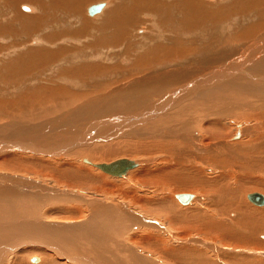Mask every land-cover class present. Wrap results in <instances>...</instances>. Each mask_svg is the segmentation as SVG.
<instances>
[{"label":"rangeland","instance_id":"374dc122","mask_svg":"<svg viewBox=\"0 0 264 264\" xmlns=\"http://www.w3.org/2000/svg\"><path fill=\"white\" fill-rule=\"evenodd\" d=\"M31 1L36 2L37 0ZM106 1L107 0H98L94 2L92 0H87V2L89 3H86L85 0H38V3L36 2L35 5L30 1L21 4L19 0H0V48H3L2 50H0V141L10 140L11 143L22 142L19 140H26L27 138L23 139V136L19 135L31 134L33 131H36L34 129L47 133H50V131L52 133L53 131L55 132L58 130H63V137L71 138L70 135L74 133L76 134L77 132L79 133V131L81 135H84L87 130H89L90 132L93 130L92 128H95L94 126L97 127V125L99 124L98 126L101 127L94 129L96 130V132L94 131L92 139H88L89 142L83 140L84 142H82L80 146L70 149L72 152H70V150L67 151L73 154V160H78L80 162V156V159L89 158V160H94V162L97 164H106L108 162L112 163L127 158L129 160H136L139 163L142 162V164L140 163V166L130 171L124 178V180L123 178L116 179L112 176L109 177V175L107 177V174L105 175L106 177L103 178V176H101L103 172L100 173L99 170L98 172L97 169L93 167H87L90 170V173L92 172V174L90 175V173L88 172L87 174H89L90 176H87L86 174L85 175L89 179L92 176V178L90 179L92 183L86 186H91L90 188L92 189L86 190L85 188H77L78 191L76 188L74 190L70 189L72 188L70 186H63V188L54 187L53 184L49 185L48 183L46 184L45 181L43 182L42 178H35L31 174L27 175L23 172L21 173V175L15 176L14 180L12 181V179H9L10 176L5 177V175L2 174L10 173V170H1L2 168H0V174H2L0 176V180L2 179V182H0V214L3 212V214L14 215L15 218H18V220L21 219L19 222L18 220L14 222V227L13 224H10V226H8L9 224H0V249L8 250L11 247L13 248L15 245V247L26 250L28 249V247H37L38 244V247H42V244H44V246H46L48 250L51 247L53 248V250H57L59 249L62 242V246L65 243L67 244L68 242H70L68 244L72 248L69 249V245L67 244V249L71 251L72 249L73 251L80 250V242H78L79 240L77 241V238H79V233L77 235L76 230V232L64 231V229L59 228L58 232V228H56L55 230V227L49 226L51 227L49 228L47 225H45L46 223L53 221L51 217L48 218V220H43V218L37 216L38 214L36 213H39V207L41 208L43 204V206L49 205L46 207H42L43 211L51 208L53 209V212L56 211V213L59 212L58 209H56L59 207L62 209V211H66L65 209L68 207H76L79 209L81 208V210L86 209L88 207V204L89 206L91 205L90 203H93L95 205L96 202L97 204V199H95L94 197L98 199H105L104 196H108V188L105 184H108L110 182L109 184L111 186L116 183L115 185H117V189L114 188L115 190H113V192L111 191L112 193L110 192V195L107 198L110 199L112 196V198L120 200L122 204H124L125 202V207L131 209L133 213L135 212L134 214H138V216L146 219L147 222H145V225H142L143 228L141 230L145 229L144 231L148 230L153 233L155 232L157 234H160L163 237H168V239L172 241L171 243H174L177 246L186 244L183 243V241H190L191 243H188V245L193 244L192 246H196V244H199L198 242L200 241L207 243L209 241V246L206 245L207 247H202L203 249L208 250V253L211 252L215 257L219 256V254L224 253V255H226V258L230 254H236L235 256H237L236 258H238L239 260L246 257L247 259L249 258L252 261H264V249H257L255 251L256 253L253 252L254 249L250 250L247 248H241L244 249L243 253H241V250L227 248L224 249L223 246L217 244L218 242L214 241L213 239H208L207 237L206 239H204L202 238V236L194 232L187 231L185 234H181V230L175 228L177 224L175 225L174 230H172L169 226V223L171 224L173 223V221L168 218V215L164 216L159 212H153V210H150L147 206H144V211H147V213H141L138 209L139 205L142 206V204L148 203L149 201L156 199L158 196L163 197L167 195L173 198V195L176 196L178 194L188 193L194 194V197H196V194H198L197 196L204 195L205 199L203 198V201L200 200V202H198L197 204L199 206L202 205L203 207L215 202L214 204L217 208L215 209L214 206L213 209L218 212V210L220 208H224L225 205L224 203L220 204V202H218L217 198L215 197V194L208 188H189V186H187L189 190L186 189L184 190V192H181L178 188V182L172 179V174L169 177L161 180H151L153 179V177H147L145 182L147 184H150L151 186L149 188H145L146 186L142 188L133 186V192H128V190L132 189L126 187V183H124V181L129 183L128 181L130 180L131 176L133 177L134 175L138 174L143 170L142 168L154 169L158 166L162 169L168 162L172 160L173 162H175L176 159L172 158L175 156L182 160L181 164L186 165L182 166V173L184 175L187 174L191 167H196L195 162L203 164L205 168H201L199 166H197V168L199 167L203 169V171L205 172V176L203 179H201V176L200 179L199 177L198 179H196L202 180V183L207 184L209 182L215 181L219 177L220 173L227 175L228 173L232 172L226 169L228 168L226 167L228 163L233 162L231 156L243 155V152H241V154L238 149L234 151L231 149L232 151L230 150L231 152L229 156L223 148L224 144L227 145V148H229L231 144L233 146H238L244 141H253L257 138L260 140L263 138L262 140L264 141V0H115L112 1L108 7L104 8V10L100 14L96 15L99 16L98 18L96 17L94 19L93 15H90V13L88 14V8L94 5H99L103 2L106 3ZM79 5H82V7ZM24 8H28L29 11L28 9L27 11H24ZM23 15H29L32 18L25 19V16ZM248 33L251 36L249 35L248 37ZM141 35L143 38L141 37ZM253 41H255V43ZM250 44H252L253 46ZM257 44L260 45L258 46ZM33 47L38 50L50 49L49 52L55 53V56L53 58H50V62H45L46 64L42 63L40 64V66L38 63H19L23 65L22 72L23 70H25V77H22V80L21 77L20 79L15 78L17 81H13L12 78H8L10 75V67H13V65H15L17 61H19L18 59L22 56V53L26 52L27 49H31ZM183 47L186 51L188 50L187 52H190L193 49L191 51L192 54H186V58H184V60L182 61L181 59L176 60V56L174 55H176L177 53L180 54L181 52L182 54H185L184 52L186 51H182ZM174 49L175 51H173ZM254 50H256L258 54ZM205 51L208 52L206 53ZM248 51H251V54H249ZM61 54L62 56H60ZM195 54H197V56ZM252 54L254 55L251 56ZM171 56L172 58H174V60L171 58ZM241 56L244 61L242 60ZM169 58H171L172 61H170L171 59ZM236 58L239 59L238 62L240 68L237 63L235 64L237 65V67L231 65L230 63L233 62V60H235ZM164 60H166V63ZM257 60L258 62H260L259 64ZM170 62L172 63L170 64ZM247 62H249L250 66L251 64H253V66L248 68L249 65ZM167 63L169 67L172 68L175 65L178 66L175 67V72H173V79L170 74L166 75L163 74V71H161V65L165 64L164 66H167ZM221 64L223 66L224 64H226V67L224 68H227L229 65L233 66V68L231 67L232 70L230 69L227 71L222 68L223 66ZM33 65L38 68H34ZM197 65H199L200 67H196ZM25 66L28 68H26ZM157 67L159 68L157 69ZM189 67L191 70L184 72L185 68L189 69ZM213 67H219L218 71L220 72L221 70L223 72H218L219 75L214 74L213 71L216 72V70H214L216 68ZM29 68H32L31 71ZM205 69H207V71ZM199 70L203 71V73H201ZM210 70H212V72ZM193 71H195L196 73H194L196 75L198 74L197 76H199V78H197V76L194 77L196 80L200 79V76H203L205 73L208 75L210 71L211 73L209 74V78H217L218 80V87L215 86L216 88L214 87L213 90V92L215 93H211V90H207L208 92H206L205 95L204 93L198 95V98L200 97L201 101L198 100V98L195 99L190 97H183L181 99L176 98V101L174 102L176 103V105L173 104L174 107L172 110L167 111L166 113H162L161 115H157L155 119L149 120L150 122L147 121L144 123H136L133 119H124V117L134 118L138 115H143L142 117L144 118L146 115H148V113L153 112L155 108L159 107V104H165L164 101H168L164 98L166 97L165 94L171 92V90L174 88V85H190L189 83H191L192 81H196L194 80V78L191 82L185 81L186 78L188 79V75H190V73ZM246 71L249 72L250 76H247L248 72ZM27 72H29V74ZM230 72H240V74H231ZM241 72L244 73V75L241 74ZM205 75L204 77L207 76ZM221 77L224 78L221 79ZM229 77L233 79H229ZM143 80H150V82H148L150 83V86L154 89V91L150 92L149 90L151 89H147L148 86L141 84ZM251 81L253 82L252 84ZM18 84L23 85L19 87L20 85ZM13 86L19 88L15 89L14 91L9 90L10 88L12 89ZM145 90L152 95L146 94ZM32 95L33 104L24 102L25 100H28V97ZM13 101H15L14 103L16 104L19 101V104H17L13 108L16 112L8 114V112H6V109L8 108L7 106H10L11 102ZM185 104L187 105L185 106ZM60 109L61 111L59 113ZM41 111L42 113L44 111L42 116L47 119H45L46 121H39V118L37 119L36 116L38 115V112L40 114ZM137 111L141 112L138 113ZM46 112L49 114H47ZM53 114H58L57 117L63 119L64 122L62 124L53 122V120L57 118L52 116ZM160 116L164 117L162 119V123H159V125H154V123L152 122L160 119ZM201 118L203 119L202 122ZM117 119H120L122 123H128L126 124V126L128 125V127H130V131L129 128H126V130L123 131L124 134H118V131L116 133L114 132L113 134L110 133L113 128L115 129L116 123L114 120ZM34 120H37V122ZM108 122L111 124L110 126L107 125L109 124ZM200 122L202 123L201 125ZM152 125H154V127H152ZM200 126H203L205 134L199 131ZM195 130H197L200 138H195L196 141H189L187 139V135L193 133ZM239 130H242L244 134L240 139L238 138V140H235L234 138L238 135L237 132ZM164 131L165 133H169L168 136L170 137L166 136V134L165 136L159 135ZM151 132L154 133L152 134ZM121 135L124 137H122ZM10 136L12 137L10 138ZM97 136H101V139H98V141L95 140ZM260 142L257 144H261ZM218 146L220 147V149H218ZM182 148L185 150H183ZM106 151L108 152V154ZM236 151L238 154L236 153ZM76 153L78 154V157H75L77 156ZM231 153L233 154L231 155ZM9 154H17L16 156H18L19 152H17V150H12L8 153L2 152L0 153V157ZM24 154L27 153L19 154L21 159H23L25 156V160L27 159V157L28 159H31V154ZM198 155L200 156V159ZM184 159L186 160L184 161ZM43 160L45 162L46 158H44ZM262 165H264V162H262ZM216 166L218 167L217 169ZM95 173L98 175H96ZM232 173L230 175L233 176ZM195 175L197 176V173L193 172L192 176L195 177ZM237 175L238 173L234 174V176ZM93 176L95 177V179ZM257 176L259 177V179H264V173H262V175H255V178L258 179ZM28 178L32 180L29 181ZM16 179H18V181H16ZM7 180L9 182H7ZM231 182L235 183V181ZM219 183L224 184L222 180H219ZM234 183L233 188L238 186V184ZM4 184L9 187L5 188ZM18 188H20L21 190H19ZM105 189L106 191H104ZM29 190H32L33 192H29ZM36 190H38V192ZM85 190L87 191V193L89 192L88 194H90L86 196L92 198L93 201L88 202L86 199L80 198V193L87 194ZM51 192H54L55 194H51ZM160 192L164 193L159 194ZM34 193H36L37 196L42 195L40 197L41 200H39V202L34 201V203H30V201L33 200L32 197L34 196ZM66 193L70 194L69 196H71L72 193L74 194V197H68L66 196ZM255 193L261 194L262 192L250 190L246 191L242 196L237 195L236 201H239V205L243 208H249L251 213L255 212L257 209L261 210L260 208L264 209V206L256 207V205H253V203L248 200V196ZM92 195L93 197H91ZM261 195H264V193H262ZM29 197L31 200L29 199ZM24 198L27 199V201H25ZM142 201L143 203H140ZM177 201L175 202L177 203ZM177 204L179 205L180 203L178 202ZM100 205L102 204L99 203L98 207L97 205L94 206V209L99 208L97 211L93 210L98 215L101 213ZM179 206L181 207V204ZM209 206H212V204ZM8 208L11 209L10 212L9 210H7ZM222 210L223 209H220L218 213L221 214ZM27 211L35 212L32 213V217L37 216L39 218V220H37L38 218H31V221H34L33 224L37 223L34 224V226L29 223L28 220L25 221L26 223L23 222L24 220H22L24 219L22 218L23 215H28ZM43 211H41L40 214H42ZM15 213L17 214V216ZM150 213L154 214L150 215ZM36 220L39 222H37ZM85 220L87 221L86 224L88 225L90 223H93L94 217L90 216ZM62 221L69 222L66 224H70L73 220ZM6 222L7 221H5V223ZM114 222L117 224L119 221L113 220V223ZM39 224H42V230L40 229L41 227H39ZM129 224L130 228L136 226H134L132 222ZM25 226L29 228L27 229V227ZM44 227L46 228V230L44 229ZM70 228L73 227L71 226ZM83 229L84 231L89 232V227ZM39 230H41V232ZM133 232L134 233L131 235L132 238L130 240L131 246H125L126 248L124 247L125 250L123 253L113 256L115 253L111 248L109 252L104 253L106 255H109L105 256V258L109 257L110 261L112 260V264H124V262L128 260L127 256L134 251H137L138 254H141V251L139 249L141 247V239L139 238L140 232L135 230ZM24 233L27 235V237ZM41 233L42 236H39L41 235ZM241 233L243 232L241 231ZM112 234L109 238L115 241L113 242V245L116 243H121V245H124V243H122L123 238L120 236V233L113 230ZM56 235H59L61 237H58ZM134 235H136V238L134 237ZM23 236L26 237V241L28 243L25 241V238ZM34 236L35 238H31ZM37 236L39 237L38 239L36 238ZM87 236H89V233ZM262 237L263 236L259 238V241H264V237ZM65 238L66 240H63ZM43 240L48 243L46 244ZM56 240L60 244L59 246H57V244H54ZM31 241L32 243H30ZM51 243H53V245ZM117 244L115 245V248L119 247V244ZM82 246L90 251L92 250V248L94 249L96 244L94 245V242L90 241L89 239L87 241H84ZM135 246L139 247L137 248ZM15 247L14 252L16 250ZM111 247L115 249L113 246ZM213 247L216 250L213 249ZM131 248L133 249L131 250ZM23 251H19L18 259L20 260V262H16V264H27V261L29 259L31 262L30 264H35L33 263V259L38 258V256H27V254L22 253ZM248 251L253 253H248ZM257 251H260L262 254L259 255V252L257 254ZM109 253H111V255ZM14 254H18V252H15ZM14 254H6L0 264H13L11 262L12 259L15 258ZM25 257L27 258V261L25 260ZM93 257L95 259V256ZM118 258H120L121 260H119ZM144 258H148V256H145ZM166 258L168 259L169 257ZM153 260L151 259L153 263L160 264L161 260H159V258ZM168 261H171V259L169 258ZM41 263L43 264V262L39 261V263L36 264ZM68 264L74 263L68 262ZM127 264H133V262L128 261Z\"/></svg>","mask_w":264,"mask_h":264},{"label":"bare ground","instance_id":"6f19581e","mask_svg":"<svg viewBox=\"0 0 264 264\" xmlns=\"http://www.w3.org/2000/svg\"><path fill=\"white\" fill-rule=\"evenodd\" d=\"M27 1H30L32 2L31 0H19V2L22 4V3H26ZM35 1V0H33ZM38 1V0H37ZM36 1V2H37ZM60 1V0H59ZM86 3H89L87 2V0H85ZM90 1V0H89ZM94 2L98 1V0H92ZM112 1H115V0H107L106 3H101L99 5H103L101 10L98 11L95 15H93L94 19L99 16H96L98 14H100L104 8L108 7ZM18 2V3H19ZM36 2H32L33 4L36 5ZM38 3V2H37ZM80 3V2H79ZM83 3V2H82ZM92 3V2H90ZM41 4V3H40ZM20 5V4H18ZM85 5V4H83ZM82 7V5H79ZM94 6H97V5H94ZM94 6H91V7H94ZM90 7V8H91ZM87 9V12L89 14V9ZM28 9V8H27ZM26 8H24L23 10L24 11H27ZM162 10V9H161ZM29 11V9H28ZM149 14V13H148ZM151 14V13H150ZM25 16L24 18L28 19V18H32L31 16L29 15H23ZM89 16V15H88ZM133 16V15H132ZM134 18V17H133ZM109 22V21H108ZM240 26V25H239ZM86 28V27H85ZM263 29V28H262ZM264 30V29H263ZM257 32V31H256ZM262 32V31H261ZM258 33V32H257ZM264 33V32H263ZM117 35V34H116ZM129 35V34H128ZM159 35V34H158ZM249 33H248V37H249ZM251 36V35H250ZM142 37V35H141ZM245 37V36H244ZM143 38V37H142ZM264 38V37H263ZM103 40V39H102ZM131 41V40H130ZM129 41V42H130ZM262 41V40H261ZM260 41V42H261ZM255 43V41H253ZM259 42V43H260ZM78 43V42H77ZM188 43V42H187ZM252 43V42H251ZM258 43V42H257ZM34 44V43H33ZM253 44V43H252ZM250 44V45H252ZM264 44V42H263ZM258 45V44H257ZM260 45V44H259ZM258 45V46H259ZM161 46V45H160ZM211 46V45H210ZM253 46V45H252ZM256 46V45H255ZM254 46V47H255ZM185 47V46H184ZM183 47L182 51L185 50ZM264 47V46H263ZM162 48V47H161ZM181 48V47H180ZM187 48V46H186ZM234 48V47H233ZM253 48V47H252ZM257 48V47H256ZM3 48H0V50H2ZM17 49V48H16ZM258 49V48H257ZM50 50V49H49ZM49 50L47 49H43V50H38V49H35L34 47L31 48V49H27L26 52L22 53V56L18 59L19 61H17V63L15 65H13V67L11 66L10 67V70H9V77L8 78H12V80H16L15 78L17 79H20L21 77V80H22V77H25L24 75V72L25 70H23L22 72V64H24V62H31V63H38L39 66L40 64L42 63H45V62H50V58H53L55 56V53H50ZM61 50V49H60ZM161 50V49H160ZM171 50V49H169ZM193 50V49H192ZM191 50V51H192ZM250 50V49H249ZM264 50V49H263ZM164 51V50H163ZM175 51V49L173 50ZM186 51V50H185ZM188 51V50H187ZM184 52L185 54H182L181 50H180V54H176L174 56H176V60H179L181 59L184 60V58H186V54H189L191 53L190 52ZM256 53L257 51L254 50ZM52 52V51H51ZM161 52V51H160ZM199 52V51H198ZM206 53L208 51H205ZM3 53V52H2ZM159 53V51H158ZM165 53V52H164ZM174 53V52H173ZM203 53V52H202ZM249 54H251V51H248ZM254 53V52H253ZM66 54V53H65ZM93 54V53H92ZM103 54V53H102ZM108 54V53H107ZM192 54V53H191ZM198 54V53H197ZM197 54H195L197 56ZM258 54V53H257ZM256 54V55H257ZM260 54V52H259ZM76 55V54H75ZM101 55V54H100ZM194 55V56H195ZM199 55V54H198ZM254 54H252L251 56H253ZM264 55V53H263ZM62 56V54L60 55ZM195 56V57H196ZM200 56V55H199ZM246 56V55H245ZM258 56V55H257ZM262 56V55H261ZM6 57V56H5ZM193 57V56H192ZM223 57V56H222ZM244 57V55H243ZM75 58V57H74ZM116 58V57H115ZM172 58V56H171ZM169 58V59H171ZM197 58V57H196ZM242 58V56H241ZM250 58V57H249ZM168 59V60H169ZM174 60V58H172ZM172 59L170 61H172ZM190 59V57H189ZM188 59V60H189ZM248 59V57H247ZM251 59V58H250ZM259 59V58H258ZM57 60V59H56ZM64 60V59H63ZM243 60V58H242ZM246 60V59H245ZM261 60V59H260ZM61 61V60H60ZM59 61V62H60ZM75 61V60H74ZM165 63H166V60H164ZM239 59H235L233 60V62H230L231 65H234L237 67V65H235L236 63L239 65ZM244 61V60H243ZM248 61V60H247ZM250 61V60H249ZM253 61V60H252ZM251 61V62H252ZM256 61V60H255ZM70 62V61H69ZM168 62V61H167ZM250 62V64H251ZM254 62V61H253ZM258 62V60H257ZM256 62V63H257ZM19 63H22V64H19ZM63 63V62H62ZM172 62H170L171 64ZM185 63V62H184ZM212 63V62H211ZM241 63V62H240ZM243 63V62H242ZM248 65H249V62H247ZM260 62H258L259 64ZM36 64V65H38ZM46 64V63H45ZM156 64V63H155ZM30 65V64H29ZM35 65V64H34ZM33 65V66H34ZM160 65V64H159ZM165 65V64H164ZM164 65H161L162 67V70L163 71V74H170L172 79L174 78V73L175 72V67H178L177 65H173L174 67H169L168 63H167V66H164ZM188 65V64H187ZM222 65V64H221ZM226 64H224V67ZM228 65V64H227ZM247 65V64H246ZM247 65V66H248ZM261 65H262V62H261ZM9 66V65H8ZM15 66V67H14ZM32 66V67H33ZM57 66V65H56ZM194 66V65H193ZM218 66V65H217ZM230 66V65H229ZM227 67V68H224V70H232L233 66H230V67ZM253 64H251V66L249 65V67H252ZM26 67V66H25ZM42 67V65H41ZM155 67V66H154ZM184 67V66H183ZM196 67H200L199 65H197ZM195 67V68H196ZM220 67V66H219ZM219 67H213V68H216L213 71L214 74H217L219 75L220 72H223L220 70V72L218 71V68ZM232 67V68H231ZM246 67V66H244ZM24 68V67H23ZM28 68V67H26ZM34 68H38V67H35ZM159 67H157L158 69ZM207 68V67H206ZM211 68V67H210ZM239 68H240V65H239ZM254 68V67H253ZM9 69V68H8ZM30 71L32 68H29ZM150 69V68H149ZM149 69H145V70H149ZM243 69V68H242ZM257 69V68H256ZM35 70V69H33ZM32 70V71H33ZM190 67L189 69L188 68H185L184 72H187V71H190ZM194 70V69H193ZM207 71V69H205ZM223 70V69H222ZM235 70V69H234ZM27 71V70H26ZM29 71V72H30ZM200 71V70H199ZM204 71V72H206ZM212 72V70H210ZM209 71V74L211 73ZM29 72H27L29 74ZM195 71L191 72L190 75H188V79L186 78L185 81H192L194 77H196L197 75L194 73ZM201 73H203V71H200ZM198 72V73H200ZM219 72V73H218ZM248 72V71H246ZM251 72V71H250ZM231 73V72H230ZM232 73H235V72H232ZM231 73V74H232ZM237 73V72H236ZM235 73V74H236ZM70 74V73H69ZM206 74V73H205ZM204 74V75H205ZM209 74L204 77L203 76H200V79L196 80L194 78V80L196 81H192L191 83H189L190 85H178V86H175L174 85V88L171 90V92L165 94L166 97H164L165 99H167L168 101H164L165 104H159V107L155 108V110L151 113H148V115H146L144 118L142 117L143 115L141 116H135L134 118L132 117H124V119H133L136 123H144V122H147L149 120H152V119H155V117L157 115H161L162 113H166L167 111H170L173 109L174 105H176V103H174L176 101V98H183V97H190V98H195L197 99L198 98V95H201L202 93H205L210 91L211 93L213 92L214 90V87H218V80L217 78H209ZM225 74V73H224ZM237 74H240V72H238ZM241 74L244 75V73L241 72ZM246 74V73H245ZM252 74V73H251ZM258 74V73H257ZM41 75V74H40ZM76 75V74H75ZM202 75V74H201ZM222 75V74H221ZM228 75V74H226ZM247 76H250L249 72H248V75ZM251 76H254V75H251ZM107 77V76H106ZM233 77V76H231ZM229 77V79H233ZM259 77V76H258ZM136 78V77H135ZM197 78H199V76H197ZM224 78V77H221V79ZM246 78V77H245ZM252 78V77H250ZM257 78V77H256ZM98 79V78H97ZM176 79V78H175ZM240 79V78H239ZM261 79V77H260ZM17 81V80H16ZM30 81V80H28ZM27 81V82H28ZM150 82V80H148ZM147 80H143L141 82V84H144L146 86H148L147 89H151L149 90L150 92L154 91V89L150 86V83L148 82ZM180 81V80H179ZM224 81V80H223ZM24 82V81H23ZM36 82V81H35ZM175 82V81H174ZM241 82V81H240ZM20 83V82H19ZM185 83V82H184ZM253 82L251 81V84ZM17 84V83H16ZM25 84V83H23ZM22 84V85H23ZM27 84V83H26ZM30 84V83H29ZM28 84V86H29ZM249 84V83H248ZM8 85V84H7ZM20 85V84H18ZM22 85H20L19 87H21ZM250 85V84H249ZM17 86V85H16ZM27 86V88H28ZM46 86V85H45ZM130 86V85H129ZM159 86V85H158ZM19 87H15L13 86L12 89L10 88L9 90L11 91H14L15 89H18ZM215 87V88H216ZM211 88V89H210ZM21 89V88H20ZM74 89V88H73ZM262 89V88H261ZM22 90V89H21ZM138 90V89H137ZM208 90V91H207ZM216 90V89H215ZM254 90V89H253ZM4 91V90H3ZM8 91V90H7ZM10 91V92H11ZM18 91V90H17ZM30 91V90H29ZM71 91V90H70ZM139 91V90H138ZM158 91V90H157ZM156 91V92H157ZM160 91V90H159ZM220 91V89H219ZM113 92V91H112ZM260 92V91H259ZM25 93V92H24ZM27 93V92H26ZM37 93V92H36ZM145 93L146 94H150L152 95L151 93H149L148 91L145 90ZM215 93V92H213ZM28 94V93H27ZM162 94V93H161ZM29 95V94H28ZM36 95V94H35ZM145 95V94H144ZM117 96V95H116ZM146 96V95H145ZM203 96V95H202ZM26 97V96H25ZM121 97V96H120ZM73 98V97H72ZM163 98V99H164ZM74 99V98H73ZM33 95L28 97V100H25L24 102H29L31 104H33ZM198 100L201 101V98L199 97ZM161 101V100H160ZM179 101V100H178ZM256 101V100H255ZM15 101L11 102V105L10 106H7L8 108L6 109V112H8V114H11L12 112H16L13 108L14 106H16L17 104H19V101L16 103H14ZM35 102V100H34ZM195 102V101H194ZM258 102V101H257ZM264 102V100H263ZM197 103V102H196ZM232 103V102H231ZM36 104V103H35ZM34 104V106H35ZM174 104V105H173ZM203 104V103H202ZM9 105V104H8ZM187 104H185L186 106ZM262 105V104H261ZM29 106V105H28ZM33 106V107H34ZM74 106V105H73ZM126 107V106H125ZM264 107V106H263ZM213 108V107H212ZM46 109V108H45ZM208 109V108H207ZM223 109V108H222ZM221 109V110H222ZM34 110V109H33ZM55 111V110H54ZM61 109L59 110V113H60ZM86 111V110H85ZM220 111V110H219ZM2 112V111H1ZM48 112H51V111H48ZM135 112V111H134ZM138 112V111H137ZM141 112V111H140ZM138 112V113H140ZM44 113V111H43ZM42 111L41 113L39 114L38 112V115L36 116L37 119L39 118V121H42V120H45L46 118L43 117ZM47 113V112H46ZM45 113V115H46ZM56 113V112H54ZM49 114V113H47ZM76 114V113H75ZM137 114V113H136ZM142 114V113H141ZM179 114V113H178ZM215 114V113H214ZM255 114V113H254ZM51 115V114H50ZM60 115V114H59ZM63 115V114H61ZM66 115V114H65ZM64 115V116H65ZM180 115V114H179ZM261 115V114H260ZM52 116L54 117H57L58 114H53ZM51 116V117H52ZM62 116V117H64ZM130 116V115H128ZM209 116V115H208ZM161 117V116H160ZM49 118V116H48ZM120 118V117H119ZM158 118V117H157ZM164 117H161L160 119H158L157 121H154L152 123L155 124H158L159 123H162V119ZM36 119V118H34ZM122 119V118H121ZM200 119V118H199ZM202 119V118H201ZM47 120V119H46ZM45 120V121H46ZM113 120V119H112ZM132 120V121H133ZM212 120V119H211ZM37 122V120H34ZM115 123H116V127L115 129L113 128V130L110 131V133H116L118 131V134H124L123 131L126 130V128H129V131H130V127H128V125L126 126V124L128 123H122L120 119H117V120H114ZM203 121V119L201 120V122ZM33 122V121H32ZM53 122H57V124H62L64 122L63 119L57 117L53 120ZM150 122V121H149ZM200 122V125L202 124ZM41 123V122H40ZM39 123V125H40ZM44 123V122H43ZM104 123V122H103ZM107 123V122H105ZM109 123V122H108ZM113 123V122H112ZM135 123V124H136ZM225 123V122H224ZM259 123V122H258ZM35 124V123H34ZM42 124V123H41ZM150 124V123H149ZM148 124V125H149ZM165 124V123H164ZM167 124V122H166ZM165 124V125H166ZM173 124V123H172ZM243 124V123H242ZM99 125V124H98ZM97 125L94 126L96 129L97 128H100L99 126ZM107 125H111L110 123L107 124ZM154 125H152V127H154ZM215 125V124H214ZM220 125V124H219ZM164 126V125H163ZM107 127V126H106ZM222 127V126H221ZM45 128V127H44ZM95 128H92L93 130L89 132V130L86 131V133L84 135H81L80 134V131L79 133L77 132L76 134H72L70 135L71 138H65L63 137V134H64V131L63 130H58V131H53L51 133H47V132H43V131H38L37 129H34L36 131H33L31 134H26V135H19V136H23L22 138L26 139V140H19V141H22V142H13L11 143V141L9 140H5V141H0V153L2 152H9V151H12V150H17V152H19V154L21 153H27V154H31L32 156L28 155L31 157V159H27L25 160V157L23 159H21L20 155L18 154V156H16L17 154H9V155H5V156H2L0 157V168H2L1 170H10V173H2L5 175V177H8L10 176L9 179H12V181L14 180V177L15 176H19L21 175V173H26L27 175L28 174H31L33 175L35 178H42L43 179V182L45 181V183L47 184H53L54 187H62L63 186H70L72 188V190H74L75 188L77 189H81V188H85L86 190H90L92 188L90 187H87L88 184L92 183L91 182V178L92 176L90 177V179L87 177L89 174H87L88 172L90 173V170L87 168V167H93L95 169H97V171L99 170L100 173H105V174H101V176H103V178H105L106 176L109 177L112 176L113 178L115 177L116 179L118 178H124L128 175V173L134 169H136L138 166H140V163L142 164V162H138L136 160H129L128 158L127 159H121V160H128V161H132L133 162V166L126 172L124 173L123 175H113L111 173H107L105 170H103L102 168L99 167V165H112L114 163H116L117 161L115 162H108V163H104V164H97L91 160H89V158H82L80 159L81 157L79 156V160H73L74 157L72 156L73 154H71L70 152H72L70 149L71 148H74V147H78L82 144V142L84 141H88V139H92L93 135H94V131L96 132V130H94ZM105 128V127H104ZM124 128V129H123ZM149 128V127H148ZM191 128V127H190ZM262 128V127H261ZM43 129V128H42ZM102 129V128H101ZM100 129V130H101ZM157 129V128H156ZM203 126H200L199 128V131L202 133L205 134V131L203 130ZM220 129V128H219ZM41 130V128H40ZM45 130V129H44ZM55 130V129H54ZM221 130V129H220ZM98 131V130H97ZM167 131H168V128H167ZM188 131V130H187ZM193 131V130H192ZM196 131V132H195ZM193 133L187 135V139L189 141H196L195 138H200V135L198 134L197 130H195ZM76 132V131H75ZM100 132V131H99ZM98 132V133H99ZM127 132V131H126ZM97 133V134H98ZM109 133V132H107ZM106 133V134H107ZM152 133V132H151ZM154 133V132H153ZM152 133V134H153ZM157 133V132H156ZM101 134V133H100ZM149 134V133H148ZM151 134V135H152ZM168 136L169 133H165V131L159 135L161 136ZM237 136L234 138L235 140L238 138L240 139L242 136H243V131L242 130H239L237 132ZM66 135V134H65ZM64 135V136H65ZM69 135V134H68ZM18 136V135H17ZM105 136V134H104ZM122 136V135H121ZM145 136V135H144ZM189 136V137H188ZM233 136V135H232ZM12 136H10L11 138ZM120 137V136H118ZM124 137V136H122ZM170 137V136H168ZM111 138V137H110ZM109 138V139H110ZM179 138V137H178ZM67 139V140H65ZM98 139H101V136L98 137L95 139L98 141ZM156 139V138H155ZM263 139V138H262ZM260 140V139H254L253 141H244L242 142L241 140V144L238 145V146H233L232 144L230 145L229 148H227L226 146L227 145H223V148L224 150L226 151V153L230 156V152L233 150H237L241 153L243 152V155L240 156H231L232 157V160L233 162L232 163H228V165L226 167V169L232 171L231 173L233 174L230 175L231 173H228L227 175L226 174H219V177L217 175V179L215 181H212V182H209L207 184L205 183H202V180H197L198 177L200 179V176H201V179L204 178L205 176V172L203 171V169L201 168H205V166L203 164H200L198 162H195V165L196 167H191L190 170L187 172V174H183V168L182 166H186V165H183L181 164L182 160L178 157H172V158H175V162L170 161L168 162L162 169L160 167L157 166V168H142L143 170L140 171L138 174L134 175L133 177L131 176L130 180L128 181L129 183H127L126 181H124V183H126V187L128 188H131L132 190H128V192H133L134 191V187L133 186H137V188H142V187H145V188H149L151 185L150 184H147L145 181H146V178L147 177H153V179L151 180H154V179H158V180H161V179H165L167 177H169L171 174H172V179L175 180L176 182H178V188H179V191L181 192H184V190L191 188H197V187H204V188H208L211 192H213L215 194V197L217 198L218 202L221 203H224L225 207L224 208H220V209H223L222 210V213L219 214V210L218 212L215 210L217 207L215 206V202L214 203H211L212 206H209L211 204H208L206 206H199L197 203L200 202V200H202L203 198L205 199L204 195H199L197 196L198 194H196V197H194L193 195L194 194H189L191 195L190 197L192 198L191 201L189 203H182L177 195L174 196L173 195V198H171L170 196H163V197H157L156 199L152 200V201H149L148 203H144L141 205H139V211L142 213H147V211H144V206H147L150 210H153L156 211V212H159L161 214H163L164 216L165 215H168V218H170V220L173 221V223H169V226L172 230H174V227L176 225V229H179L181 230V234H185L187 231H191V232H194L200 236H202V238L206 239V237L208 239H213L214 241L218 242L217 244L223 246V248H227V249H236V250H241L243 253V250L244 249H241V248H247V249H254L253 252H255L257 249H264V241H259V238H261V236L264 237V209L260 208L261 210H256L255 212L251 213L249 208H243L242 206L239 205V201L237 202L236 201V196L237 195H244V193L246 191H259V192H262L264 193V179L262 180L255 178V175H258V174H261L264 173V165H262V162H264V141L263 140ZM84 140V141H83ZM173 140V139H172ZM104 141V140H103ZM183 141V140H182ZM262 141V142H260ZM89 142V141H88ZM112 142V141H111ZM188 142V141H187ZM261 143V144H257V143ZM218 143V142H217ZM173 144V142H172ZM216 144V143H215ZM239 144V143H238ZM69 145V146H68ZM179 145V144H178ZM177 145V146H178ZM181 145V143H180ZM179 145V146H180ZM187 145V144H186ZM65 146H68V147H65ZM197 146V145H196ZM221 146V145H220ZM141 147V146H139ZM204 147V146H203ZM236 147V148H235ZM125 148V147H124ZM152 148V147H151ZM169 148V147H168ZM205 148V147H204ZM222 148V149H223ZM234 148V149H233ZM183 149V148H182ZM196 149V148H195ZM202 149V148H201ZM218 149H220V147L218 146ZM232 149V150H231ZM70 152H67L69 151ZM74 150V149H72ZM185 150V149H183ZM187 150V149H186ZM231 150V151H230ZM2 151V152H1ZM66 151V152H65ZM113 151V150H112ZM127 151V150H126ZM206 151V150H204ZM208 151V150H207ZM256 151V152H255ZM107 152V151H106ZM116 152V151H115ZM139 152V151H138ZM255 152V153H254ZM74 153V152H73ZM111 153V152H110ZM121 153V152H119ZM123 153V151H122ZM130 153V152H129ZM136 153V152H135ZM237 153V151H236ZM27 154H24V155H27ZM77 154V153H76ZM108 154V152H107ZM233 153H231L232 155ZM238 154V153H237ZM242 154V153H241ZM75 155V154H74ZM94 155V154H93ZM117 155V154H115ZM119 155V154H118ZM200 155V154H199ZM198 155V156H199ZM46 156V157H45ZM226 156V155H225ZM20 157V158H19ZM29 157V158H30ZM75 157H78V154L77 156ZM89 157V156H88ZM91 157V156H90ZM187 157V156H186ZM44 158H46L45 162H44ZM48 158V159H47ZM107 158H108V155H107ZM111 158V157H110ZM169 158V157H168ZM230 158V157H229ZM170 159V158H169ZM188 159V158H187ZM199 159H200V156H199ZM217 159V158H216ZM215 159V160H216ZM73 160V161H72ZM186 159H184L185 161ZM209 160V159H207ZM218 160V159H217ZM119 161V160H118ZM196 161V160H195ZM228 161V160H227ZM106 162V161H105ZM202 162V161H201ZM240 162V163H238ZM220 163V162H219ZM84 164V165H83ZM216 164V163H215ZM87 165V166H85ZM164 165V164H163ZM208 165V164H207ZM212 165V164H211ZM197 166L201 167V168H197ZM215 166V165H214ZM219 166V165H218ZM218 167L216 166V169ZM221 168V167H220ZM215 169V170H216ZM225 169V170H226ZM221 170V169H220ZM94 171V170H93ZM98 171V172H99ZM193 172H196L197 173V176L195 175L192 176V173ZM18 173V174H17ZM133 173V172H132ZM179 173H182V174H179ZM237 176H234V174H237ZM0 174V176L2 175ZM12 174H15V175H12ZM17 174V175H16ZM25 174V175H26ZM87 176H86V175ZM92 174V172L90 173V175ZM96 174V173H95ZM107 174V175H106ZM179 174V175H177ZM208 174V173H207ZM89 175V176H90ZM94 175V174H93ZM98 175V174H96ZM95 175V176H96ZM106 175V176H105ZM176 175V176H175ZM100 176V175H99ZM175 176V178H174ZM13 177V178H12ZM94 177V176H93ZM97 177V176H96ZM192 177V178H190ZM261 177V176H260ZM1 178V177H0ZM26 178V177H25ZM30 178V177H29ZM28 178V179H29ZM98 178V177H97ZM101 178V177H100ZM99 178V179H100ZM194 178V179H193ZM197 178V179H196ZM24 179V178H23ZM95 179V177H94ZM109 179V178H108ZM129 179V178H128ZM207 179V178H206ZM2 180V179H1ZM0 180V182H2ZM32 180V179H29V181ZM98 180V179H97ZM101 180V179H100ZM119 180H122V179H119ZM205 180V179H204ZM219 180H222L224 184H221L219 183ZM4 181V180H3ZM16 181H18V179H16ZM42 181V180H41ZM64 181V182H63ZM93 181V179H92ZM102 181V180H101ZM156 181V180H155ZM227 181V182H226ZM231 181H235L236 184H238V186L234 187L233 188V183ZM7 182H9L7 180ZM25 182V181H24ZM105 182V180H104ZM76 185H74V184ZM82 183V184H80ZM94 183H95V180H94ZM98 183V182H96ZM102 183V182H101ZM110 183V182H109ZM105 184L107 186V190H108V196H104L105 199H98L96 197H94L95 199H97V204L95 202V205L93 203H90L91 205L89 206L88 204V210L87 208L86 209H82L81 208H76V207H68L66 208L65 210L66 211H62V209L59 207V208H56L58 209V213H56V211L53 212V209H49L48 210H42L43 208L42 207H46V206H49V205H45V206H41V208L39 207V210L38 212L39 213H36L38 214L37 216H40V218H43L48 220V218H52L53 221L51 222H48V223H53V224H48L46 223L45 225H47L48 227L49 226H53L55 227V230L56 228L57 231L59 232V228L60 229H64V231H75L76 234L78 235L79 233V238H77V241L80 242V245H79V249L80 250H77V251H72L69 250L71 249L72 247L68 244L70 242H68L67 244L69 245V249H67V244L65 243L63 246V242L61 243V245L57 242H54V244H57V246L60 245L59 249L57 250H53V248H48L46 246H44V244H42V247H28V249H21V248H18V247H14L16 248L15 252L18 254H14V247L12 248H9L8 250L7 249H0V262L4 259V257L6 256V254H14V259H12V262L13 264H16V262H20V260L18 259L19 258V251H23L22 253L24 254H27L28 255H33V256H38V258H35L33 259V263H39L40 262H43V264H68L69 263H74V264H112L111 261H110V258L107 257L105 258V256H109V255H106L104 253L106 252H109L110 251V248L112 249V251L115 253L113 256H116V254H121L124 252V247L126 246H131L130 244V240H131V235L134 233L133 231H138L140 232L139 233V238L141 239V247L139 248L140 249V253L141 254H138L137 251H132L133 253H130L127 258L128 260H126L124 262V264H127L128 261H131L133 262V264H155L153 263L154 260L153 259H157L159 258L160 261V264H264V261H259V260H250L249 258L247 259L246 257L245 258H242L241 260H239L238 258H236L237 256H235L234 254H230L227 258H226V255L223 254H219V256L215 257L213 256V254L211 252H207L208 250L206 249H203L202 246H209L207 242H198L199 244H196V246H192L193 244H189L188 243H191L190 241H183V243H186V244H182L180 246H177L175 245L174 243H171L172 241H170L168 239V237H163L161 236L160 234H157V233H153L151 231H144L145 229L141 230L143 227L142 225H145V222L146 219H144L143 217L141 216H138V214H134L132 212L131 209H129L128 207H125V202L124 204L121 203L120 200H116L115 198H107L109 197V193L113 190H115L114 188H116L117 185H110V184ZM123 183V184H124ZM149 183V182H148ZM234 183V184H235ZM7 184V183H5ZM4 184V185H5ZM24 184V183H23ZM78 184V185H77ZM103 184V185H104ZM10 185V184H9ZM12 185V184H11ZM19 185V184H18ZM87 185V186H86ZM110 185V186H109ZM122 185V184H121ZM44 186V185H43ZM46 186V185H45ZM105 186V187H106ZM119 186V184H118ZM189 186V188L187 187ZM231 186V187H230ZM6 187H9V186H6L5 185V188ZM11 187V186H10ZM15 187V185H14ZM25 187V186H24ZM47 187V186H46ZM51 187V186H50ZM125 187V188H126ZM162 187V186H161ZM65 188V187H64ZM89 188V189H87ZM119 188V187H118ZM19 190H21L20 188H18ZM42 189V188H41ZM44 189V188H43ZM52 189V188H51ZM69 189V190H70ZM77 189V191H78ZM82 189V190H83ZM117 189V188H116ZM45 190V189H44ZM47 190V189H46ZM85 190V192L87 193V191ZM207 190V189H206ZM38 192V190H36ZM50 191V190H49ZM48 191V192H49ZM80 191V190H79ZM84 191V190H83ZM100 191V190H99ZM106 191V189L104 190ZM29 192H33L32 190H29ZM69 192V191H68ZM111 192V193H112ZM138 192V191H137ZM57 193V192H56ZM74 193V192H72ZM71 193V196H69L70 194L66 193V196L68 197H74V194ZM89 193V192H88ZM81 194V199H86L88 202L89 201H93L92 198H90L89 196H86V195H90V194ZM164 192H160L159 194H163ZM261 193V194H262ZM45 194V193H44ZM51 194H55L54 192H51ZM50 194V195H51ZM61 194V193H60ZM105 194V193H103ZM107 194V193H106ZM182 194H188V193H182ZM255 194H259V193H255ZM259 194L260 196H263L264 195H261ZM34 196L32 197L33 200L30 201L34 203V201H37L39 202L40 196H37L36 193L33 194ZM49 195V194H48ZM79 195V194H78ZM79 195V196H80ZM178 195H181V194H178ZM253 195V194H251ZM213 196V195H212ZM239 196V197H240ZM28 197V196H27ZM38 197V198H37ZM93 197V195L91 196ZM103 197V198H104ZM156 197V196H155ZM209 197V196H207ZM250 195L248 196V200L252 202V200L249 198ZM23 198V197H22ZM238 198V197H237ZM25 199V198H24ZM23 199V200H24ZM75 199V198H74ZM79 199V198H78ZM77 199V200H78ZM22 200V201H23ZM69 200V199H68ZM177 201V203L179 202L181 204V207L175 202ZM238 200V199H237ZM20 201V200H18ZM25 201H27V199H25ZM76 201V200H75ZM79 201V200H78ZM99 201V202H98ZM203 201V200H202ZM29 202V201H28ZM43 202V201H42ZM120 202V203H119ZM135 202V201H134ZM145 202V201H144ZM26 203V202H25ZM29 203V204H30ZM101 203L102 205H100V211L101 213L98 215L95 211L93 210H98L99 208H96L94 209V206L97 205L98 207V204ZM140 203H143L140 202ZM139 203V204H140ZM39 204V203H38ZM93 204V205H92ZM127 204V203H126ZM133 204V203H132ZM214 204V205H213ZM33 205V204H32ZM37 205V204H36ZM35 205V206H36ZM131 205V204H130ZM195 205V207H194ZM253 205H256L257 206H264V202L261 203V204H256V203H253ZM12 206V205H11ZM92 206V207H91ZM127 206V205H126ZM215 206V209H213ZM58 207V206H56ZM176 207V208H175ZM184 207V208H183ZM194 207V208H193ZM219 207V206H218ZM223 207V206H222ZM250 207V206H249ZM30 208H33V207H30ZM41 209V210H40ZM254 209V208H253ZM9 210V212L11 211V209H7ZM14 210V209H13ZM33 210V209H32ZM64 210V209H63ZM252 210V209H251ZM1 211V210H0ZM3 211V210H2ZM34 211V210H33ZM37 211V210H36ZM42 212V214H40ZM6 212V211H5ZM17 212V211H16ZM20 212V211H19ZM221 212V211H220ZM22 213V212H21ZM32 213H35V212H32V211H27V216H22V220H24L23 222L27 221L29 223H31L33 226L34 224H37V223H34V221H31V218H38L37 216L36 217H32ZM95 215H94V214ZM16 214V213H15ZM24 214V213H23ZM154 214V213H153ZM152 213H150V215H153ZM63 215V216H61ZM85 215V216H84ZM140 215V214H139ZM149 215V214H148ZM17 216V214H16ZM55 216V217H54ZM90 216H93L94 217V221L93 223H90V224H86L87 221L85 219H88V217ZM155 217V216H154ZM167 217V216H166ZM21 218V217H19ZM117 218V219H116ZM163 219V218H162ZM18 218H15L14 215H7V214H3V212L0 214V224L1 225H4V224H9L8 226H10V224H13V227H14V222L17 221ZM21 220V219H20ZM18 220V222L20 221ZM39 220V218L37 219ZM36 220V221H37ZM45 220V222H46ZM58 220V221H56ZM61 220V221H59ZM62 220H73L72 223L70 224H66V223H69V222H66V221H62ZM113 220H117L119 221L117 224L114 222L113 223ZM4 221V222H3ZM5 221L9 222V223H5ZM42 221V220H41ZM140 221V222H139ZM166 221V220H165ZM39 222V221H37ZM133 223L135 227H131L130 228V224L129 223ZM26 223V222H25ZM86 224V225H85ZM148 224V223H147ZM30 225V224H29ZM41 227L42 224H39ZM36 226V225H35ZM73 227V228H70V227ZM12 227V228H13ZM27 227V226H25ZM32 227V226H31ZM46 227V226H45ZM44 227V229L46 230V228ZM89 227V232L88 231H84L83 228H87ZM154 227V226H153ZM29 227H27L28 229ZM43 227H41L40 229L42 230ZM51 228V227H49ZM48 228V229H49ZM79 230H77V229ZM26 229V230H27ZM35 229V228H34ZM47 229V230H48ZM74 229V230H72ZM3 230V229H2ZM9 230V229H7ZM18 230V229H17ZM41 230H39L41 232ZM86 230V229H85ZM113 230L117 231L118 235H120L122 238H123V242L124 245H121V243L117 246L118 248H115L116 244L113 245V241L111 238L110 235L113 233ZM141 230V231H140ZM24 231V230H22ZM34 231V230H33ZM167 231V230H166ZM241 231L243 233H241ZM13 232V231H12ZM38 232V231H37ZM47 232V231H46ZM169 232V231H168ZM167 232V234H168ZM6 233V232H5ZM51 233V232H50ZM54 233V232H53ZM56 233V232H55ZM70 233V232H69ZM72 233V232H71ZM89 233V236H87ZM3 234V233H2ZM17 234V233H16ZM25 234V233H24ZM23 234V235H24ZM29 234V233H28ZM39 234V233H38ZM37 234V235H38ZM48 234H49V231H48ZM66 234V233H65ZM190 234V233H188ZM11 235V234H10ZM26 235V234H25ZM67 235V234H66ZM113 235V234H112ZM171 235V234H170ZM7 236V235H6ZM22 236V234H21ZM36 236V234H35ZM34 237H31V238H35ZM39 236H42V233L41 235ZM55 236V235H54ZM58 237H61L59 235H56ZM64 236V234H63ZM168 236V235H167ZM259 236V237H258ZM25 238V241H26V237L23 236ZM51 237V236H49ZM91 237V238H89ZM114 237V236H113ZM112 237V238H113ZM119 237V236H118ZM134 237L136 238V235H134ZM262 237V238H263ZM16 238V237H15ZM22 238V237H21ZM23 238V239H24ZM37 239L39 238L38 236L36 237ZM63 238V237H62ZM115 238V237H114ZM178 238V237H177ZM180 238V237H179ZM192 238V237H191ZM195 238V237H194ZM20 239V238H19ZM29 239V238H28ZM58 239V238H57ZM94 242V245L96 244V246L94 247V249L92 248V250H87L86 248H84L82 246L83 242L84 241H87L89 240ZM21 240V239H20ZM32 240V239H31ZM63 240H66L63 239ZM115 240V239H114ZM134 240V238H133ZM177 240V239H176ZM194 240V239H193ZM22 241V240H21ZM36 241V240H35ZM44 241V240H43ZM42 241V242H43ZM47 241V240H46ZM50 241V240H49ZM178 241V240H177ZM180 241V240H179ZM206 241V240H205ZM212 241V240H211ZM27 242V241H26ZM45 242V241H44ZM118 242V241H117ZM120 242V241H119ZM181 242V241H180ZM179 242V243H180ZM193 242V241H192ZM23 243V242H22ZM25 243V242H24ZM28 243V242H27ZM32 243V241L30 242ZM37 243V242H36ZM41 243V242H40ZM46 243V242H45ZM48 243V242H47ZM46 243V244H47ZM178 243V242H177ZM195 243V242H194ZM215 243V242H214ZM15 244V243H14ZM53 245V243H51ZM79 244V243H78ZM77 244V245H78ZM181 244V243H180ZM210 244V243H209ZM18 245V244H17ZM24 245H27V244H24ZM133 245V244H132ZM135 245V244H134ZM62 246V247H61ZM111 246H113L115 249H113ZM123 246V247H121ZM198 246V247H197ZM206 246V247H207ZM215 246V244H214ZM235 246V247H234ZM8 247V246H7ZM6 247V248H7ZM122 250H121V248ZM125 247V248H126ZM137 247V246H135ZM139 247V246H138ZM137 247V248H138ZM238 247V248H237ZM58 248V247H57ZM133 248H131L132 250ZM213 249H215L213 247ZM246 249V250H247ZM212 250V249H210ZM216 250V249H215ZM214 250V251H215ZM127 252V251H126ZM218 252V251H217ZM220 252V251H219ZM253 252H250L248 251V253H253ZM259 252V255L262 254L260 251H257V254ZM53 253V254H52ZM71 253H75V254H71ZM256 253V252H255ZM21 254V253H20ZM78 256H77V255ZM111 255V253H109ZM227 254V253H226ZM229 254V253H228ZM148 256V258H144L145 256ZM217 255V254H216ZM264 255V254H263ZM26 256V257H27ZM40 256V257H39ZM95 256V259L94 257ZM249 256V255H248ZM23 257V256H22ZM25 257V258H26ZM112 257V256H110ZM166 257H169L171 259V261H168L169 258L167 259ZM121 258V257H120ZM120 258H118L119 260H121ZM226 258V260H225ZM21 259V258H20ZM32 259V258H31ZM124 259V258H123ZM151 259L153 260V262L151 261ZM23 260V259H22ZM27 261V258L25 259ZM29 261V262H28ZM27 261V264H30V259ZM67 261V262H65ZM252 261V262H251ZM23 262V261H22ZM114 262V261H113ZM123 263V262H122ZM25 264V263H24ZM42 264V263H41ZM158 264V263H157Z\"/></svg>","mask_w":264,"mask_h":264},{"label":"water","instance_id":"95a60500","mask_svg":"<svg viewBox=\"0 0 264 264\" xmlns=\"http://www.w3.org/2000/svg\"><path fill=\"white\" fill-rule=\"evenodd\" d=\"M103 5H97L94 7H91L89 9V13L90 15H95L98 11L101 10ZM133 162L128 161V160H119L116 163L112 164V165H99L100 168H102L103 170H105L107 173H111L113 175H123L124 173H126L132 166H133ZM191 195L189 194H181V195H177L178 199L182 202V203H189L191 201ZM253 203L256 204H261L264 202V197L260 196L259 194H253L250 195L249 197Z\"/></svg>","mask_w":264,"mask_h":264}]
</instances>
